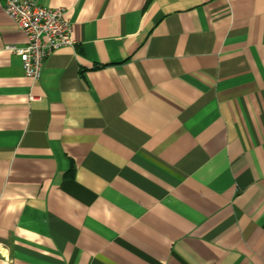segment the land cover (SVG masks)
<instances>
[{
	"label": "crops",
	"instance_id": "obj_1",
	"mask_svg": "<svg viewBox=\"0 0 264 264\" xmlns=\"http://www.w3.org/2000/svg\"><path fill=\"white\" fill-rule=\"evenodd\" d=\"M72 47L40 80L0 0V264H264V0H30Z\"/></svg>",
	"mask_w": 264,
	"mask_h": 264
},
{
	"label": "built area",
	"instance_id": "obj_2",
	"mask_svg": "<svg viewBox=\"0 0 264 264\" xmlns=\"http://www.w3.org/2000/svg\"><path fill=\"white\" fill-rule=\"evenodd\" d=\"M4 12L24 34L26 45H9L7 50L19 56L25 75L33 81L41 78L46 59L63 47H72L73 23L62 8H46L30 0H2Z\"/></svg>",
	"mask_w": 264,
	"mask_h": 264
}]
</instances>
